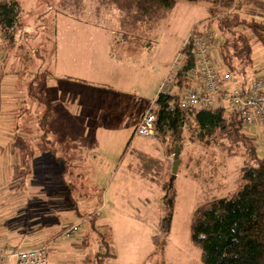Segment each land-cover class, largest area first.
<instances>
[{
    "label": "rangeland",
    "instance_id": "obj_1",
    "mask_svg": "<svg viewBox=\"0 0 264 264\" xmlns=\"http://www.w3.org/2000/svg\"><path fill=\"white\" fill-rule=\"evenodd\" d=\"M15 1L22 10L17 36L13 41L0 37V55L6 61L4 69L0 67V72L6 71L0 86V130L4 135L11 131L12 118L20 110L29 122L30 100L32 105L40 101L41 119L48 114L41 104H45L46 97L41 89L48 73L46 60L51 61L54 53L50 48L46 59L45 43L35 46L33 40L36 37L77 38L105 34L115 37L117 30L121 32L118 37H147L139 43L133 38L127 42L131 50L138 48L144 54L136 82L129 84L132 91L119 95L139 103L149 91L145 88L148 84L152 88L172 86L184 45L192 32L203 31L209 20L211 24L218 23L219 17L229 10L232 15L238 12L245 20L264 21L260 10L253 5L229 9L220 6L221 0H176L165 15L155 4L148 17L138 20L134 26H138V30L134 31L133 20L138 19V13L132 10L122 17V11L117 7L118 4L126 7L130 0ZM247 33L251 35L250 31ZM216 38L211 57L215 66L221 68L223 64L218 62V55L222 37L219 32ZM252 38V64L237 63L239 69H246L245 78L239 75L246 81L264 78V47ZM37 47L41 54L38 59L33 57ZM74 60L65 62L69 67L66 76H69L71 92H76L77 86L83 83L92 86L95 79L98 80L91 64L79 66ZM117 79L116 74L115 82L111 84L114 90L106 92L108 96H118ZM133 84L140 86L136 92ZM20 100L23 102L18 103ZM78 100H69V114L88 120L85 114L90 111L82 110ZM141 109V105L136 104L125 121L116 124L118 130H114L112 136L113 132L98 139H80L82 149L87 153V161L80 170V184L92 195L90 200H95L92 205L95 209L86 206L84 211L81 203L80 212L75 213L68 194L62 195L65 198L59 202L50 201V198L58 197V188L51 194L49 190L55 187H35L28 175L30 171L10 168L5 173L0 169V245L6 250H25L52 243L51 264H88L89 259L92 261L96 257V252L102 251L100 238L103 234L116 255L106 264H204L203 249L192 236L199 209L236 194L244 182L243 169L250 165L252 158L241 145L222 138L221 133H201L192 117L183 127L179 143L172 137H160L158 140L164 144L145 137L134 138L133 125ZM91 113L94 114L93 110ZM243 132L255 138L258 155L264 156L260 128L245 127ZM178 144L183 147L182 162L172 182V149ZM162 145H165V152ZM151 147H155L152 155L139 161L138 151ZM76 217L82 219L76 221ZM79 220H85L79 234L70 240L60 238L62 228L69 221L76 223Z\"/></svg>",
    "mask_w": 264,
    "mask_h": 264
},
{
    "label": "crops",
    "instance_id": "obj_2",
    "mask_svg": "<svg viewBox=\"0 0 264 264\" xmlns=\"http://www.w3.org/2000/svg\"><path fill=\"white\" fill-rule=\"evenodd\" d=\"M235 2L242 5L243 8H246V5L251 6L254 3L264 4V0H235ZM235 7L237 8V6ZM121 14L123 17L124 14L122 12ZM138 22V20L135 21L133 27ZM137 27H134V31L138 30ZM118 32L120 31L114 32V34L116 33L115 37H107L108 35L105 36V34L100 37L34 38L33 42L35 46L41 42L45 43L44 52L46 59L50 48L51 51L53 49L54 53L51 61L46 60L45 64L46 68H48V73L45 76L43 88L41 89L43 90L42 94L46 96L45 101H43L45 104L42 102L41 104L46 107L48 114L45 115V118L41 119L39 113L41 111V107H39L40 101L37 100L36 104L32 105L33 103L30 100L29 122L27 123L26 114L22 113V115L20 110L12 118L11 131L4 135L0 130V169H3L5 173L10 168L13 170L30 171L28 175L31 179V184L35 187L46 185L55 187L49 190L51 194L57 188L59 191L57 193L60 196L68 194V200H70V203H73L72 206L75 213L80 212L81 203L83 204L82 209H85L86 206H91L95 209V206H92L95 200H90L93 198L92 195L83 190L80 184V170L84 168V163L87 161V153L83 151L82 148L84 147L81 145L80 139H98L106 137L109 133L113 132L110 135L112 136L115 134L114 130L115 132L118 130L116 124L124 122L126 115L132 112L133 107L136 104H140L142 109L139 110L138 118L132 130V137L136 138L137 136L134 135L138 123L146 110L155 102L156 96H158L161 89V86H154L152 88L148 84L145 88H149V91L146 97L142 98L143 102L139 103L130 99H123L119 96L124 91H132L129 84L134 81L136 82V76L140 70V61H142L140 59H142L141 56L144 54V51H139L137 47L136 50H131L127 42L134 39L139 43L147 37H118V35H121V32ZM216 42L213 44V47ZM38 51V47L33 51V57L35 56L37 59L41 57ZM69 53H72V56ZM219 55L218 62L221 64ZM68 57L75 59V63L79 66L85 64L93 66L96 75H98V80L95 79L94 82L95 85L91 86L83 83V85L77 86L76 92H71L68 89V81L70 80L68 79L69 76H66V72L69 67H66L65 63L66 60H70ZM49 61L51 62L50 64ZM3 67L4 65L1 68L4 69ZM5 74L6 71L5 73L3 71L0 72L1 82H3L2 77ZM116 74L118 76L116 83L118 96H108L106 92L114 90L111 84L115 82ZM39 76L41 77L42 74H39ZM131 86L136 92L138 85L133 84ZM16 87L19 88L18 83ZM189 87L199 88L194 81H191ZM76 98L81 102L82 110L86 113L90 111V114H85V117L88 115V120L82 118V116L73 117L69 114V100ZM22 102L20 100L18 103ZM92 110L93 115L91 113ZM150 141L163 144L157 139ZM162 146L164 148L165 145ZM154 148L151 147L148 150L138 151L140 155L138 160L140 161V158L151 156L155 150ZM19 180L22 187L23 182L21 178ZM57 193L58 197H52L49 200L59 202L65 198L63 196L60 197ZM30 198L33 199L34 196ZM98 209L101 210L102 206ZM97 211L95 212L97 213ZM78 219H82V217H76V221ZM74 222L69 221L65 227L70 224L72 225Z\"/></svg>",
    "mask_w": 264,
    "mask_h": 264
},
{
    "label": "trees",
    "instance_id": "obj_3",
    "mask_svg": "<svg viewBox=\"0 0 264 264\" xmlns=\"http://www.w3.org/2000/svg\"><path fill=\"white\" fill-rule=\"evenodd\" d=\"M130 1L127 2L129 4L126 7L118 4V10L124 15L135 10V14L138 13L137 20L148 17L150 9L155 4L165 15L166 11L172 9L176 3V0ZM220 2L222 3L220 6L229 9L232 6H237L238 9L242 7L236 4L235 0ZM253 5L260 10L261 17H264V4ZM21 12L20 5L15 0L0 1V37L13 41L21 26ZM240 17L238 12L232 15L228 10L225 15L219 17L218 23H214L223 38L219 51L223 66L231 73L245 78L246 69H239L237 63L252 64V37L264 47V21H249ZM248 31L251 35L247 33ZM191 44L189 40L184 45L181 52L182 64L173 79L172 84L178 92L175 96H156L157 135L155 136L157 140L160 137L164 139L172 137L179 143L182 129L192 117L201 133H221L222 138L236 143L235 145H241L250 155L252 162L243 169L244 182L241 188L236 194L215 200L211 205L199 209L192 236L203 249L204 264H264V156L259 157L255 138L243 132L242 120L226 108L201 111L180 109L177 94L190 86V74L196 66ZM180 146L183 148L182 145ZM172 151H175V148ZM103 236L102 234L100 238L102 251L96 252L93 262L89 259L88 264H106L116 258L115 253L112 252V244L104 240Z\"/></svg>",
    "mask_w": 264,
    "mask_h": 264
},
{
    "label": "built area",
    "instance_id": "obj_4",
    "mask_svg": "<svg viewBox=\"0 0 264 264\" xmlns=\"http://www.w3.org/2000/svg\"><path fill=\"white\" fill-rule=\"evenodd\" d=\"M211 23L209 20L208 25L203 26V31H193L188 39L192 42L194 58H196V66L190 74V79L197 83L199 88L187 87L179 92L177 94L179 107L183 111L226 108L227 111L238 115L244 128H260L263 138L261 144L264 148V78L243 81L239 75L231 73L224 66L221 68L215 66L211 52L213 44L217 41L219 29L214 22ZM5 62L4 57L0 55V66L2 67ZM181 64L182 54L177 61L178 70H180ZM175 77L176 74L173 75V79ZM1 84L0 80V86ZM172 86L163 85L158 96H175L178 91H174L175 87ZM155 104L156 100L142 116L134 136L145 137L150 140L156 139L157 113ZM84 224L85 220H79L64 227L60 238L72 239L80 233ZM51 244L44 243L39 246L28 247L25 250H19V248L6 250L0 245V264H51L49 255Z\"/></svg>",
    "mask_w": 264,
    "mask_h": 264
},
{
    "label": "water",
    "instance_id": "obj_5",
    "mask_svg": "<svg viewBox=\"0 0 264 264\" xmlns=\"http://www.w3.org/2000/svg\"><path fill=\"white\" fill-rule=\"evenodd\" d=\"M180 147L181 146L179 144L174 146V148H175L174 159H173L174 164H173L172 172H171L172 173V182H173V180L176 179V177L178 175L177 172L179 171V166H180V164L182 162L181 157H180L182 148H180Z\"/></svg>",
    "mask_w": 264,
    "mask_h": 264
}]
</instances>
